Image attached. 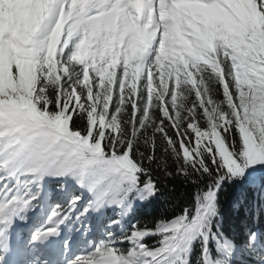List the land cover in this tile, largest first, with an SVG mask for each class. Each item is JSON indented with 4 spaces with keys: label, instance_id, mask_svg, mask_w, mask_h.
Instances as JSON below:
<instances>
[{
    "label": "snow or ice",
    "instance_id": "obj_1",
    "mask_svg": "<svg viewBox=\"0 0 264 264\" xmlns=\"http://www.w3.org/2000/svg\"><path fill=\"white\" fill-rule=\"evenodd\" d=\"M236 180L264 201V0H0V264H264Z\"/></svg>",
    "mask_w": 264,
    "mask_h": 264
},
{
    "label": "trees",
    "instance_id": "obj_2",
    "mask_svg": "<svg viewBox=\"0 0 264 264\" xmlns=\"http://www.w3.org/2000/svg\"><path fill=\"white\" fill-rule=\"evenodd\" d=\"M161 189V196L137 209L139 216L150 218L166 214L171 218L191 198L193 192L188 181L176 176L161 178ZM219 204L222 230L237 236L238 242L244 239L246 227L264 235V201L245 182L236 180L226 183ZM148 242L151 243V240Z\"/></svg>",
    "mask_w": 264,
    "mask_h": 264
}]
</instances>
